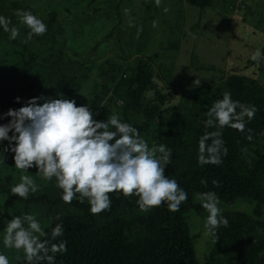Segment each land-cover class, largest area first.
<instances>
[{"label":"rangeland","instance_id":"374dc122","mask_svg":"<svg viewBox=\"0 0 264 264\" xmlns=\"http://www.w3.org/2000/svg\"><path fill=\"white\" fill-rule=\"evenodd\" d=\"M0 15L3 24L13 20L0 32V69L8 100H28L69 122L72 103L80 100L94 121L106 119L113 134L126 119L114 89L152 80L144 106L155 104L158 95L164 102L151 129L128 144L138 158L121 167L127 176L176 183L161 145L164 122L189 117L202 87L230 75L254 77L264 87V0H213L206 8L187 0H0ZM59 55L79 83L56 94L51 87ZM104 69H113V76L104 77ZM130 118L143 120L138 114ZM21 140L19 134L0 129V264L28 258L56 217L83 212L76 200L54 202L61 195L58 173L21 147ZM111 163L109 154L103 156L90 174L104 176ZM39 196L45 199L36 200ZM194 203L185 214L202 264L214 244L210 225L220 214L242 212L264 221V204L252 199L227 203L197 196ZM150 211L119 204L96 219L100 225L124 219L129 224L125 239L131 241L143 235ZM220 260L227 263L232 257L222 255Z\"/></svg>","mask_w":264,"mask_h":264},{"label":"trees","instance_id":"16d2710c","mask_svg":"<svg viewBox=\"0 0 264 264\" xmlns=\"http://www.w3.org/2000/svg\"><path fill=\"white\" fill-rule=\"evenodd\" d=\"M187 2L206 8L213 0ZM12 25L11 19L3 24L0 15V32ZM54 70L53 93L72 91L79 83L78 75L67 72L62 55ZM113 73L103 70L104 77ZM152 84L146 78L131 89H114L126 119L109 134L106 119L94 121L80 100L72 103V122L28 100H8L0 69V129L19 134L20 146L58 173L61 195L54 202L76 200L83 211L56 217L30 256L17 264H202L185 214L195 207V197L264 204V87L254 77L230 75L202 87L189 117L166 119L161 145L167 151L165 164L178 177L174 185L121 171L125 162L138 158L128 144L149 131L160 114L163 96L144 106ZM133 114L143 120L133 121ZM107 154L112 161L108 173L90 174L92 164ZM119 204L151 210L138 239H125L129 224L124 219L98 224L96 214ZM210 229L214 244L205 264H264V221L242 212L223 213ZM222 255L232 260L224 263Z\"/></svg>","mask_w":264,"mask_h":264}]
</instances>
